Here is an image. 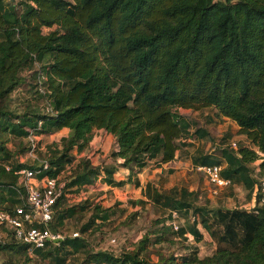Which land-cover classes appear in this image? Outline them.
<instances>
[{
    "label": "trees",
    "instance_id": "trees-1",
    "mask_svg": "<svg viewBox=\"0 0 264 264\" xmlns=\"http://www.w3.org/2000/svg\"><path fill=\"white\" fill-rule=\"evenodd\" d=\"M43 27L55 28L41 33ZM34 62L46 76L41 84L51 92L54 116L15 114L2 102ZM204 107L233 120L254 144L221 148L226 163L221 176L251 191L249 164L261 158L259 168L264 172V0H0V191L10 200L16 195L12 186L17 185L14 171L19 166L7 171L2 165L11 155L9 135L23 137V127L35 119L43 120L44 131L73 130L60 148L49 145L54 160L44 174L56 176L73 160L71 149L84 148L95 129L114 136L110 156L121 159V166H143L151 158L169 162L180 139L188 136L190 124L177 108ZM197 134L206 132L199 129ZM82 161L67 188L92 182L91 173L107 184L121 185L112 183L113 166L102 168L103 176L101 168ZM195 163L221 165L207 154ZM191 195L182 190L179 197L158 191L151 196L153 203L168 212L176 210L180 218L189 212L196 215L195 222L176 232L168 226L173 233L182 237L187 230L199 240L198 223L216 243L212 256L184 259L182 264H264L260 195L250 210L194 206ZM55 209L56 227L75 211L64 196ZM102 212L97 210L93 219H107L108 213ZM149 240L145 234L121 254L89 251L85 264H178L172 255L159 254L157 262L151 261ZM84 243L69 234L58 244L35 251L37 256H48L64 245L77 251ZM24 250L13 239L0 242V252L10 259L12 253L23 255ZM55 259L65 264L64 258Z\"/></svg>",
    "mask_w": 264,
    "mask_h": 264
},
{
    "label": "rangeland",
    "instance_id": "rangeland-1",
    "mask_svg": "<svg viewBox=\"0 0 264 264\" xmlns=\"http://www.w3.org/2000/svg\"><path fill=\"white\" fill-rule=\"evenodd\" d=\"M55 27H43L41 33H48ZM38 67L34 66L29 72L23 71L24 78L20 90L13 91L3 99V104L15 114L30 113L40 114L43 102L40 95L33 90L35 79L32 76ZM30 75V76H29ZM179 114L189 121L188 136H184L178 142L177 157L166 166H162L159 159L150 161L146 166V178L133 179L132 183L140 185L137 187L138 194L143 198L130 197L125 200L115 198V193L104 183V179L98 178L95 173L89 174L92 182L88 181L81 186L70 184L68 187V206H74L75 211L70 219L64 221L62 227L59 226L61 234L64 236L79 233V237L85 240L86 244L74 251L70 245H64L60 249H55L53 254H38L33 260L26 261L25 255L12 253L9 256L0 252V263L7 264H43L46 262L56 263V256L65 259V264H85L86 254L94 250H107L114 254H121L133 249L137 242L145 234L149 236L148 258L157 262L158 257L172 255L178 264H182L184 259L195 260L212 256L216 251V243L209 233L197 223V228L201 232L199 240L194 237L190 240L183 239L175 235L163 221L168 214V208L161 204H155L151 200L154 191L162 194H171L176 197L181 195V191L191 193L190 200L197 206H206L208 209L215 208H238L250 210L251 191L241 182L231 181L225 187H215L208 181L206 176L196 169L195 160L201 159L205 154L217 159L221 166L226 165L221 153V148H229L234 142L236 146L254 144L246 134L240 132L238 125L227 117L220 116L213 107H204L200 110L179 108ZM203 130L205 135L197 134V130ZM22 139L17 144L12 142L11 146L18 149V153H25L27 145ZM40 152V151H39ZM110 155V153H109ZM261 156V155H260ZM91 158V157H90ZM89 158H76V161L66 163L61 179L65 181L74 179L78 171V165ZM30 161H27L29 163ZM261 158L249 164L250 172L259 166ZM99 159V166L102 164ZM30 164V163H29ZM105 166V165H104ZM69 167V169H67ZM142 190V191H141ZM143 192V193H142ZM141 200V203H138ZM80 207V208H79ZM102 211L108 213L105 220L92 216ZM191 213L182 215L184 225L192 224ZM115 239L112 243L111 240ZM42 252V250L40 251ZM162 254V256H159ZM56 255L55 257H53ZM25 260V262L23 261ZM23 262V263H22Z\"/></svg>",
    "mask_w": 264,
    "mask_h": 264
},
{
    "label": "built area",
    "instance_id": "built-area-1",
    "mask_svg": "<svg viewBox=\"0 0 264 264\" xmlns=\"http://www.w3.org/2000/svg\"><path fill=\"white\" fill-rule=\"evenodd\" d=\"M37 66L38 69L33 73L35 86L33 90L42 98L43 102L40 107L41 115L54 116L56 111L52 107L50 90L42 86L41 82L46 80V76L41 70L38 62H34L31 68H26L28 72ZM16 90L21 89L24 78ZM30 76V75H29ZM177 110H180L177 108ZM26 134L23 136L27 148L25 153H18V149L14 146H7L11 155L8 161L2 162L5 170L10 171L13 165L19 167L14 171L19 177L17 185L12 186L16 192L13 200L5 191H0V242L6 243L10 240L19 242L25 246L24 255L26 261L33 260L36 256V249H43L49 243L58 244L64 237L60 232L59 226L56 227L54 222V214L56 212V201L64 196L66 201L69 199L66 183L70 179L62 180V169L56 176L44 174V171L50 167V162L54 160L52 155L53 147L47 148L46 145H39L36 137L44 133L43 120L35 119L34 124L24 126ZM229 149L237 150V146L232 142ZM40 151V152H39ZM27 161H30L27 163ZM33 166V167H31ZM35 166V167H34ZM69 169V167H67ZM196 169L201 171L211 184L215 187H225L230 183L229 179L221 176L222 166L219 164L212 165H196ZM252 178L255 180L254 196H261V201H264V172L258 167L251 172ZM255 205L252 204V208ZM191 221L197 220L196 215H190ZM165 224L170 226L173 231H178L181 227L180 216L176 210H170L167 214ZM72 237H79V233H73ZM112 243L115 242L113 238ZM102 250V249H101ZM97 251V250H94ZM107 251V250H106ZM43 264H58L46 262ZM108 264V263H101Z\"/></svg>",
    "mask_w": 264,
    "mask_h": 264
},
{
    "label": "crops",
    "instance_id": "crops-1",
    "mask_svg": "<svg viewBox=\"0 0 264 264\" xmlns=\"http://www.w3.org/2000/svg\"><path fill=\"white\" fill-rule=\"evenodd\" d=\"M72 1V0H69ZM5 100V99H4ZM9 141L7 142V146H11L12 142L18 143L20 140H24V137H19L14 134L9 135ZM73 136V130L68 127H63L59 130H52V131H45L42 134H39L36 139L38 140L39 145H46L47 148H49V145L52 146L53 144H56L59 148L61 147V142L63 139H67L69 137ZM115 146V138L111 133L106 132L103 129H95L93 130V133L91 135V139L89 140L88 144L82 148L79 149L77 146H74L71 149V154L73 155V161H76V158H89L91 163L93 165L98 166L99 159H102L103 163L99 166L101 168V172H103L102 168L105 166H113V173L111 175L112 177V183H118L122 182L120 186L118 185H111L107 184L105 181L103 183L110 188L115 193V198L125 200L126 198L130 197H136V198H143L141 194H138L137 187L140 185H135L132 183L133 179H140L143 181L146 176V169L147 165L150 161L156 160L157 158H151L146 159L143 166H138L135 163H130L127 166H121L120 163L122 162L121 159H114L112 158L109 153ZM91 157V158H90ZM177 157V152L175 154V158ZM175 158L169 162L161 163L162 166H166L170 164L172 161L175 160ZM72 163V162H71ZM160 163V162H157ZM105 165V166H104ZM255 166L258 167V165L255 163ZM104 176L103 174H101ZM98 178H101L98 176ZM254 180V179H253ZM255 181V180H254ZM254 188L255 183H253L252 189H251V199L250 204L254 203ZM142 191V190H141ZM143 193V192H142ZM180 224L181 227L184 226V219L180 218ZM168 220V219H167ZM165 220V221H167ZM176 235V234H175ZM183 239L190 240L193 239V235L189 231H185L183 236Z\"/></svg>",
    "mask_w": 264,
    "mask_h": 264
}]
</instances>
